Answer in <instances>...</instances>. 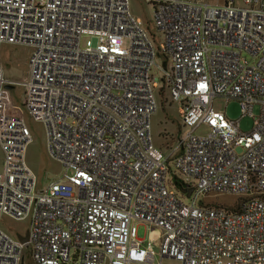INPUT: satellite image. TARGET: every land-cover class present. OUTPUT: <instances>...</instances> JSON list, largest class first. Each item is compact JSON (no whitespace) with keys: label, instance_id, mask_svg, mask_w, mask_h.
I'll return each mask as SVG.
<instances>
[{"label":"built area","instance_id":"1","mask_svg":"<svg viewBox=\"0 0 264 264\" xmlns=\"http://www.w3.org/2000/svg\"><path fill=\"white\" fill-rule=\"evenodd\" d=\"M145 1L160 43L130 0H0V222L29 223L26 243L0 227V264H264V0ZM6 44L30 49L21 81ZM163 89L184 128L168 150L151 135ZM217 99L259 105L253 128ZM27 117L62 165L39 190ZM217 193L236 208L198 200Z\"/></svg>","mask_w":264,"mask_h":264},{"label":"rangeland","instance_id":"2","mask_svg":"<svg viewBox=\"0 0 264 264\" xmlns=\"http://www.w3.org/2000/svg\"><path fill=\"white\" fill-rule=\"evenodd\" d=\"M131 13L143 22V25L148 29L149 33H154L156 36V43L163 40L161 33L156 32L153 23V6L145 0H130ZM30 49L26 46L10 45L3 46L1 51V61L5 67V74L9 79L21 81L26 76L27 63ZM243 57L249 62L252 58L248 54H243ZM157 63H162L157 59ZM154 72V70H152ZM15 100L18 102L20 98V87L14 90ZM215 108L225 111V114L230 119L240 120V129L242 131H249L253 128L255 117L259 116L260 106L253 107V115L242 116L241 106L238 100L232 99L225 103L222 99L215 101ZM27 124L31 132L32 141L26 149V163L34 172L37 180V189H42L51 181L57 179L62 172L61 163L54 158L48 147V137L45 126L27 117ZM182 121L179 113V104L172 103L168 99L167 92L161 94L158 100V107L151 118V135L155 146L161 147L163 150H168L174 143L176 135L183 131ZM208 133V128L199 126L195 131V135H205ZM2 150L0 148V157H2ZM264 196V195H263ZM187 200L186 198H183ZM198 200L202 203H212L216 205H223L230 209L237 206L239 198L230 194H210L207 196H200ZM28 221H18L4 216L1 219L0 227L8 232L12 237H16L17 233L25 234L28 229ZM138 229V237L143 239L145 244L153 243V250L159 251V235L160 230H149L147 225L143 223H136ZM27 249H25V253ZM25 264H33L29 257H26Z\"/></svg>","mask_w":264,"mask_h":264},{"label":"water","instance_id":"3","mask_svg":"<svg viewBox=\"0 0 264 264\" xmlns=\"http://www.w3.org/2000/svg\"><path fill=\"white\" fill-rule=\"evenodd\" d=\"M180 191L182 193H184L186 195V197H190L191 193H192V189L188 188H181ZM17 238L19 241L23 242V243H26L27 240H28V233L26 232L24 235H21V234H18L17 235Z\"/></svg>","mask_w":264,"mask_h":264},{"label":"crops","instance_id":"4","mask_svg":"<svg viewBox=\"0 0 264 264\" xmlns=\"http://www.w3.org/2000/svg\"><path fill=\"white\" fill-rule=\"evenodd\" d=\"M2 154H3V152H2ZM3 159H4V156L0 157V167H2V165H3ZM18 234H20V233H17L16 237ZM21 235H24V234H21Z\"/></svg>","mask_w":264,"mask_h":264},{"label":"trees","instance_id":"5","mask_svg":"<svg viewBox=\"0 0 264 264\" xmlns=\"http://www.w3.org/2000/svg\"><path fill=\"white\" fill-rule=\"evenodd\" d=\"M163 92H165V89H163ZM202 202V201H201Z\"/></svg>","mask_w":264,"mask_h":264}]
</instances>
